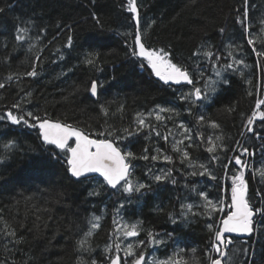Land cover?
Returning a JSON list of instances; mask_svg holds the SVG:
<instances>
[{
	"label": "trees",
	"instance_id": "trees-1",
	"mask_svg": "<svg viewBox=\"0 0 264 264\" xmlns=\"http://www.w3.org/2000/svg\"><path fill=\"white\" fill-rule=\"evenodd\" d=\"M137 3L144 43L152 48L166 49L174 62L188 64L190 70L195 69L189 57L201 44L220 52H224L228 44L241 45L234 55L243 58L248 65L242 68L243 76L239 72L226 73L230 83L218 85L210 101L194 109L204 112L220 124L221 129L216 134L224 136L223 142L229 149L219 153L220 162L209 164L217 179L187 176L191 169L181 165L178 159L172 165L163 161L153 162L151 159H135L132 160L135 178L150 185V188L130 197L107 187L100 189L98 196L89 195L99 188L102 178L94 177L83 183L76 181L67 172L63 159H56L49 150L51 146L42 144L37 129L0 121V155H6L5 162L0 164V208H5L7 212L6 206H11L15 199H19L23 213L24 198L33 196L34 199L29 203L50 209V212L42 215L51 217L47 221L49 226L35 239L27 229L19 232V235L26 237V241L16 246L9 244V248H16L14 253L6 251L5 241L0 239V260L14 258L16 264H23L24 260L28 264H76L80 254L75 251V245L81 234L77 231V225L86 230L87 220L95 214L102 216V226L91 238L95 248L92 255L101 264H107L103 249L111 242L109 233L113 227L112 217L121 202L125 203L124 208L120 209L124 220H141L146 230L158 233L167 241L166 246L149 248L150 254L162 259L170 255L174 248L184 247L187 258L191 259V248H196V255L203 258L212 237L206 227L211 221L203 216L190 215L187 220L180 218L181 202L199 203L185 185L190 187L195 184L198 190H206L214 200L218 197L229 198L230 176L235 174L239 166L232 161L226 176L223 164L233 155H239L238 148L232 151L237 141L255 154L243 157L252 169L264 167V126L260 121L254 125L261 139L247 133L242 127L255 107V100L264 99V58L251 52L241 26L236 22L240 14L237 9H243V0H137ZM125 4L126 0H95L94 3L93 0H0V7L5 8L0 13V82L9 73L30 70L35 54L40 48L44 49L37 78L25 77L0 89V115L31 91V103L25 106L26 110L52 120L60 119L89 133L109 126L130 128L136 113L146 114L158 105L177 108L180 112L177 121L195 128V120L185 111L187 105L179 100L180 91H187L190 86L164 85L151 74L150 69L140 66L139 59L132 56L133 35L126 34H134L136 28L131 14L124 8ZM248 7L251 32L264 39V33H260V28L264 27V0H248ZM94 14L100 24L93 19ZM17 27L29 28L31 39L17 45ZM220 29H224L223 33ZM69 35L73 37L71 48L65 47ZM37 37L40 39L37 40ZM29 43L36 45L31 52L28 51ZM256 46L261 47L259 41ZM57 48L64 54L63 60L59 59ZM89 52L99 54L96 67L83 63L85 53ZM200 66L205 67L203 63ZM92 80L103 85L98 89L99 98H93L87 90ZM20 88L24 91L20 92ZM249 91L253 93L251 96L248 95ZM101 105L108 109L107 117L101 113ZM121 106L122 112L119 111ZM228 107H233L235 111L229 114L225 111ZM152 123L156 122L153 120ZM165 123L168 128H173V121ZM158 127L162 134H166L163 124ZM200 131L211 134L214 130L201 128ZM241 132H244L243 136ZM147 136L148 129L140 131L123 140L121 147L137 156L144 153L145 147L148 148L149 156L154 155V149L159 147L176 157L171 152L170 143H165L154 134L150 139H146ZM8 141H15L16 148L5 154L3 145ZM189 152L193 160L208 163L209 154L203 146L189 149ZM148 168H152L155 174L172 168V178L176 184L154 182L145 174ZM245 179L248 181L249 196L258 203L260 198L256 192L259 190L264 193V183H261L258 174L253 177L248 170L245 171ZM169 214L176 215L175 224L169 219ZM32 219L30 214L29 227ZM255 228V233L246 238L248 244L244 246H250L255 251L251 258L252 264H264V221L259 217ZM169 233L172 234L171 238ZM145 238V233H141L136 239ZM88 258L85 255V259ZM239 259L243 264H248L242 256ZM204 264L207 262L204 261Z\"/></svg>",
	"mask_w": 264,
	"mask_h": 264
},
{
	"label": "snow or ice",
	"instance_id": "snow-or-ice-1",
	"mask_svg": "<svg viewBox=\"0 0 264 264\" xmlns=\"http://www.w3.org/2000/svg\"><path fill=\"white\" fill-rule=\"evenodd\" d=\"M95 0H93V3ZM125 10L131 14L130 18L135 22L136 31L133 35V47L131 48L132 56L141 61V67H147L151 70V74L158 78L164 85L172 87L190 86L187 91H180L179 100L187 105L185 111L189 116L193 117L196 127H189L183 121H177L180 112L175 107L157 106L148 113L138 112L133 118V125L130 128L118 129L112 126L102 130L89 133L84 129L73 126L72 124L61 121L60 119L52 120L51 118L41 117L34 111L26 110L25 106L31 103L32 92H26L24 96L12 104L11 109L0 115V121H7L11 125H23L29 129L38 130V138L45 146H51L56 159H63L67 167V172L76 181L83 183L84 180L94 178L92 174L102 177L99 182V188L94 189L89 195H100V189L110 188L125 196L139 194L142 190L150 188L143 182L137 180L134 176L135 166L132 160L142 159L153 162L163 161L167 164H175L179 160L185 168L191 169L187 172V176H208L211 180H216L209 164L218 163L221 161L219 153L227 152L229 149L224 144V136L216 134L221 129V126L215 120L204 112H196L194 109L201 107L204 103L209 102L211 94H215L218 90V85H228L230 81L226 78V73H237L243 76L242 68L248 67L243 58L234 55L236 49L241 48V45L228 44L225 46L224 52L214 51L211 46L201 44L198 46L189 57L193 68L190 70L188 64H180L173 61L171 53L164 48H152L144 43L141 30L140 11L137 0H126L124 5ZM5 8L0 7V13L4 12ZM240 14L236 18V22L241 26L244 39L247 45L250 46L251 52L257 57L264 58V39L259 37V34L252 33V24L249 21L248 0H243V9H237ZM93 19L97 24H100L98 17L93 15ZM154 24L155 21H152ZM150 27V25H149ZM30 29L27 27H17L15 41L17 45L23 44L26 40H30ZM223 33L224 29H220ZM260 33H264V27L260 28ZM40 38L37 37V40ZM261 47H257V42ZM73 37L68 36L65 47L71 48ZM6 46V45H5ZM36 45L29 43L28 51L31 52ZM16 49L14 48L13 51ZM43 47L35 54L34 60L31 62L30 70L24 73H9L3 82H0V89H5L13 81L30 77L37 78L39 75L38 67L42 66L41 54ZM60 53L59 59H64V54L59 48L56 49ZM226 53V55L224 54ZM99 54L95 52L85 53L83 63L87 66L96 67ZM201 63L205 67H201ZM71 71V69H69ZM208 73H211L209 75ZM201 81L203 83L201 84ZM250 84L251 81H248ZM103 85L97 80H92L87 88L91 96L99 98L98 89ZM20 92L24 89L20 88ZM253 93L248 92L251 96ZM199 102V103H198ZM14 109L15 111H13ZM264 99L257 98L255 107L250 116L246 118V123L242 127L247 133L254 134L257 139H261V134L255 131L254 125L260 121L264 126ZM123 111V106L119 108ZM231 114L235 109L228 107L225 109ZM20 113V114H17ZM101 113L107 117L108 109L101 105ZM168 114V115H164ZM156 123H152V121ZM166 121H173V128H168ZM163 124L166 129V134L159 131L158 125ZM201 128H210L214 130L211 134H206L200 131ZM145 129L149 130L150 139L154 134L156 137L163 139L165 143H170L171 152L176 154H167L162 148L156 147L155 154L149 156L148 148H144V153L137 156L131 150L121 147V142L129 136L138 134ZM244 132H241V136ZM199 141V143H197ZM203 146L204 150L209 154L208 163L193 160L189 149L199 148ZM16 148L15 141H8L3 145L4 153H10ZM239 149V155H233L227 163L223 164L225 175L228 176L229 165L234 164L239 166L235 174L230 176V198L218 197L215 200L210 198L206 190H198L195 184L190 187L186 184L189 192L193 193L199 200V203L181 202L179 205L180 218L187 220L191 216H203L211 221L206 225L208 231L212 233L211 241L208 248L203 253V258L197 256V249L191 248V259L187 258L184 247H176L170 255L164 258H159L155 254L148 252L149 248H159L167 245V241L160 237L158 233L151 230H146L143 226V221L128 222L124 220L120 213V209L124 208L125 203L121 202L116 208L115 215L112 217V230L109 233L110 243L106 244L103 249L104 260L107 264H243L239 258L242 256L248 264H252L251 258L254 257L255 251L244 245L248 244L246 239H237L241 237H251L255 231L256 218L259 217L264 221V193L257 190L256 196L259 197V202H255L249 196L248 181L245 179V171H251L253 177L257 174L260 176L261 183H264V167L258 170L252 169L245 156H254V153L249 152V149L236 142L235 152ZM58 150V151H55ZM6 155H0V164L5 162ZM173 169L161 170L160 174H155L152 168H148L146 175L156 182H170L176 184V180L172 178ZM34 199L33 196L24 198V210L21 213L19 199H15L11 206L0 208V239L4 240V248L6 251L15 252L16 248H9L25 243L26 237L19 235V232L27 229L33 234V238H37L43 234L44 229L48 225L50 216L45 218L43 213L50 212V209L41 208L35 203H29ZM195 209V210H194ZM159 211H164L159 209ZM32 215L31 227L28 226L29 215ZM169 219L175 224L177 222L176 215L169 214ZM102 216L93 214L88 220L86 230L80 229L77 225V231L80 236L76 240L75 251L80 255L76 258V264H101L92 254L95 252L91 243L96 233L101 228ZM145 233V239H136ZM169 233V238H171ZM51 243V239L49 240ZM85 255L89 257L85 259ZM0 264H16L15 259L0 260ZM23 264H28L27 260Z\"/></svg>",
	"mask_w": 264,
	"mask_h": 264
},
{
	"label": "water",
	"instance_id": "water-1",
	"mask_svg": "<svg viewBox=\"0 0 264 264\" xmlns=\"http://www.w3.org/2000/svg\"><path fill=\"white\" fill-rule=\"evenodd\" d=\"M91 95V94H90ZM94 98V97H93ZM92 176L93 177H99V176H97L96 174H92ZM100 178H102V177H100ZM246 237H241L240 239H245Z\"/></svg>",
	"mask_w": 264,
	"mask_h": 264
},
{
	"label": "bare ground",
	"instance_id": "bare-ground-1",
	"mask_svg": "<svg viewBox=\"0 0 264 264\" xmlns=\"http://www.w3.org/2000/svg\"><path fill=\"white\" fill-rule=\"evenodd\" d=\"M174 86H176V85H174ZM182 86H186V85H182ZM176 87H180V86H176ZM225 181V180H224ZM223 182V181H222ZM224 183V182H223ZM178 192V191H177ZM176 193V192H175ZM178 194H180V193H178ZM186 200V199H185ZM175 203V202H174ZM179 209V208H178ZM247 238V237H246ZM245 238V239H246ZM240 239V238H239Z\"/></svg>",
	"mask_w": 264,
	"mask_h": 264
},
{
	"label": "rangeland",
	"instance_id": "rangeland-1",
	"mask_svg": "<svg viewBox=\"0 0 264 264\" xmlns=\"http://www.w3.org/2000/svg\"><path fill=\"white\" fill-rule=\"evenodd\" d=\"M229 198H230V192H229ZM256 220H257V218H256Z\"/></svg>",
	"mask_w": 264,
	"mask_h": 264
}]
</instances>
